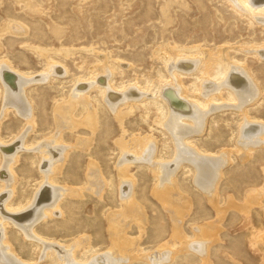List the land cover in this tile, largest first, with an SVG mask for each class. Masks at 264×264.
<instances>
[{
	"label": "rangeland",
	"instance_id": "374dc122",
	"mask_svg": "<svg viewBox=\"0 0 264 264\" xmlns=\"http://www.w3.org/2000/svg\"><path fill=\"white\" fill-rule=\"evenodd\" d=\"M250 5L246 1L239 10L231 0H0V62L27 77L43 75L51 63L64 71L24 87L26 101L35 114L31 121L19 116L11 106H3L0 84L1 145H10L25 133L22 145L27 149L17 152L8 172L12 181L7 185L0 177V193L12 191L9 210L27 207L41 184L39 156L34 149L60 136L67 154L65 159L54 162L55 171L49 175H54L53 186L69 190L59 198L61 214L59 208L50 212L45 207V217L32 232L37 238L63 248L79 241L75 255L81 258L106 251L110 242L107 217L121 213L125 204L118 191V170L125 165L135 179V202L143 211L144 223L140 229L139 223L127 219L130 228L125 236L133 243L125 245L120 257L127 261L122 264H151L148 256H153L164 241L172 252L165 264H264V145L240 147L237 131L242 116L237 108L210 111L202 132L186 141L202 155L224 154L226 163L217 179L218 214L196 186L197 171L188 160L174 170L172 180L177 187L169 192L174 193L173 205L154 195L155 186H161L155 166L145 160L118 164L124 152L117 142L123 141L125 150L132 152L138 148L134 138L139 137L154 142L156 161L169 163L175 158L173 140L160 125L167 110L158 86L172 73L186 95L204 107L208 100L197 89L206 75L203 70L207 63V75L213 83L233 61L245 66L257 79L261 95L243 109L252 122L264 125V57L258 53L264 51V20H257L264 16L251 12ZM192 57L200 65L195 70L169 69L171 62ZM102 65L108 69V81L114 90L138 86L143 94L130 102L133 106H119L122 119L105 107L97 88L87 87L80 92V99L73 97L77 81H91L87 77ZM209 100L212 105L236 103L227 89L210 95ZM71 103L75 105L73 111V105L66 107ZM58 106L71 111L70 115L63 114L65 120L56 113ZM173 209L178 215L175 216L183 220V235L190 240L197 238V226L210 225L199 232V239L207 243L208 259L201 260L199 253L185 252L178 244L172 246ZM1 227L8 240L3 243L11 246H6L7 251L20 262L55 264L50 252L41 259L43 247L39 255V243L24 236L2 215ZM56 255L62 263L65 261L64 256Z\"/></svg>",
	"mask_w": 264,
	"mask_h": 264
},
{
	"label": "bare ground",
	"instance_id": "6f19581e",
	"mask_svg": "<svg viewBox=\"0 0 264 264\" xmlns=\"http://www.w3.org/2000/svg\"><path fill=\"white\" fill-rule=\"evenodd\" d=\"M246 1L251 4L250 6L254 7H251L252 9L250 8L251 12L255 11L256 13L262 14L264 16V0H231L236 9L239 10H243L241 4L245 3ZM249 7H247V9ZM257 20L262 21L264 20V17L257 18ZM259 51L258 53H260L261 57H264V51ZM171 54L173 55V57H176L174 52H172ZM198 67H200L199 61L194 57L179 63L171 62L169 65V69L178 68L185 72L193 71ZM10 68L11 67L8 63L0 62V84L3 88V93L1 95V99H3V102L1 101V103L4 107L11 106L19 116L25 119L30 121L31 119L35 120V114L33 115V106L26 101L27 99L24 96V87L29 83L44 80L50 75H57V73H63L64 71L60 66L51 63L43 75L41 73L39 74L41 76H37V78H35L14 73ZM209 68L210 64L207 63L203 70V73L206 75L202 77L199 90L197 89L198 94L204 96L208 100L207 104L204 107H200L195 99H191L186 95L185 91L181 88L179 81L176 78L172 77V73H170V77L167 78L164 83L158 86L159 95L162 101L165 103L167 110L165 121L160 123V125L164 126L165 130L169 133L173 140L174 148L176 150L175 158L169 163L156 161L153 157L155 147L154 142L150 140V138L139 137L134 138L136 140L135 143L138 144V148L136 151L132 152H128L125 150V146H122V144H125L123 141L120 140V142H117L121 150H123L124 152L122 158L118 160V164L122 165L121 163L129 160L133 162L145 160L149 162L150 165L155 166V176L157 177L158 183L161 186H155V188L153 189L154 195L164 202L169 200V204L173 205L171 196H173L174 193L169 194V192L172 191L174 187H177L175 182L172 180L174 170L182 161L188 160L194 165L195 170L197 171L194 177L196 186H198L201 191H203L205 197L212 204V207L216 210L215 213H217V204L219 202L217 179L221 175V169L224 167L226 159L223 153L215 157L202 155L196 148H192L186 144L187 138L189 136L191 137L202 132L206 117L210 113V111L225 107L237 108L241 113L242 120L239 123L237 131V142L239 136V140L241 139L239 141V145L244 149L264 145V125L262 123L252 122L250 117L246 114L245 109H243L245 105L255 100L259 95H261L262 92L261 88L257 86V79L249 73L245 66L240 65L235 61H233L232 63H228L224 69V73L217 83H213L210 81V78L207 75ZM108 77V69L104 65L99 66V68L91 72L87 77V79L91 81H77V87L73 89V97L80 99V92H82L87 87L97 88L100 92V96L105 107L116 115L121 112L119 106L128 103L130 105L131 101H136V99L140 97L138 95H143L138 89L139 87L134 86V84V87L129 90H114V88L108 81ZM223 89L231 91L234 96V102L236 103L223 104V102L219 105H212L213 103L211 104V100H209L210 95L215 93L217 94V92L220 93ZM191 100H194L195 102ZM208 103H210L211 105H209V108H206ZM72 105L73 103H71V105H66V107L69 108ZM74 106L75 105L72 106V111ZM56 113L62 116L65 120L67 117L63 114L69 113L70 115L71 111H63L61 107L58 106L56 109ZM122 115L123 114H118L116 116H119L118 118L122 119ZM61 120L63 119L60 118L59 122H61ZM25 122L27 124L29 121ZM29 125L31 124H27V126ZM21 134L25 135V133ZM22 136H19L15 139V141L7 146L1 145L2 143L0 142V153L2 155H0V158L2 159L1 162L3 163L0 169V177L4 181H6V184L7 182L9 183L10 181H12V176H10L11 174L9 173L12 170V164L17 159V152L22 149L27 150L23 147L24 145H22L24 141V137ZM59 137L60 136H55L50 139L47 138V141L42 142L37 148L34 149L38 151V161L40 162L39 171L42 173V180L40 182L41 184L38 186L37 190H35L33 196L31 197L32 201H30L28 206L23 208L22 210H15L13 212L8 208L10 207L9 199L11 197L12 191L8 190L6 191V194L0 193V215H2V218H4V220H7L9 223L17 226L18 230H20L24 236L30 239H35L39 243V245L41 246L39 255L43 247L41 259L44 258L47 252H50L55 259V264H122L123 260L127 261V259L120 257L123 256L122 254L125 252V245L132 242L130 238L127 239V237L125 236L126 230L130 228L126 223L127 219H133L136 221V224L139 223L138 226L140 229L143 228L144 223V217L142 216L143 211H141L140 205L136 203L137 201L135 200V194L133 191V183L135 179L133 175L127 172L125 165H122V167L118 170V174L121 177L119 181L118 191L120 197L125 200V204H123L121 213L115 214L114 212L115 216L111 217L110 215H108L107 217L106 222L108 224L110 242L108 246L109 248H107L106 251L99 254L94 253L88 258H81L75 255V248L79 241H74L72 244H70V246L66 245L68 246V248L64 247V249L62 245H58V243L55 242L43 241V239L41 240V238H37L32 233H35L34 225L40 219H43L45 217V207L48 208L50 212L52 208L57 211V208L60 207L59 198L69 190L64 186H53L52 178L54 177V175H49V173H53V171H55L56 166L54 165V162L65 159V155L67 154V147L63 146L64 144L61 145V140ZM91 166L95 168L94 162L91 163ZM91 171L96 173V169H91ZM97 176L100 177V175ZM97 176H94L93 178H96ZM136 204L139 206H137ZM59 209L60 213L58 211V214H61V208ZM173 210L175 214L171 212L172 215L170 216L172 223L170 231V237L173 241L172 246L178 244L183 247L181 250H185V252L187 250H190L192 251V253H199L201 256V260L208 259V253L206 252L208 251L207 243L204 241L206 243L205 244L201 239H199V232L200 230L201 232H203V226L210 227V225L202 224L197 226V238L195 236L197 240H190L187 234V236L183 235L181 228L182 223H180L182 219L176 217L178 215L175 209ZM3 233L1 227L0 264H23L19 259H16L14 257L15 255H12L13 252H11L10 250L7 251L6 246L9 243L7 245L6 243H3V241L8 242L6 235L4 238ZM167 245L168 242L164 241L163 244H160L159 249L156 250V253H153V256H148L151 264H165L169 260L172 252L166 248ZM9 247L11 248V246ZM57 253L64 256L63 261H65L63 263L62 260L58 258L59 256L57 257ZM164 257H166L165 260H163Z\"/></svg>",
	"mask_w": 264,
	"mask_h": 264
}]
</instances>
